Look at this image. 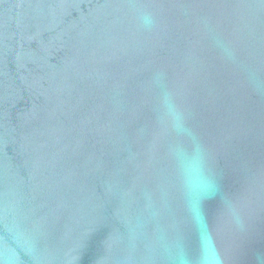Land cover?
Wrapping results in <instances>:
<instances>
[{
	"label": "water",
	"instance_id": "95a60500",
	"mask_svg": "<svg viewBox=\"0 0 264 264\" xmlns=\"http://www.w3.org/2000/svg\"><path fill=\"white\" fill-rule=\"evenodd\" d=\"M177 150L215 181L201 220ZM201 236L264 264V0H0V264H167L161 238Z\"/></svg>",
	"mask_w": 264,
	"mask_h": 264
},
{
	"label": "clouds",
	"instance_id": "9594fccd",
	"mask_svg": "<svg viewBox=\"0 0 264 264\" xmlns=\"http://www.w3.org/2000/svg\"><path fill=\"white\" fill-rule=\"evenodd\" d=\"M147 19L145 17L146 22ZM164 106L173 126L178 131H185L182 118L167 95L164 97ZM176 155L182 161L181 179L191 214L194 220H201L200 202L203 197L216 190L215 181L205 169L204 157L201 152L198 151L191 157H186L177 150ZM160 251L166 258L167 264H222L218 252L214 250V246L209 245L204 236H201L199 251L195 255L188 251L182 241L168 243L163 238L160 240Z\"/></svg>",
	"mask_w": 264,
	"mask_h": 264
}]
</instances>
